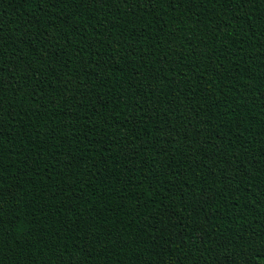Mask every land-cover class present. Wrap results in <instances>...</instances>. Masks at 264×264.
<instances>
[{"label": "trees", "instance_id": "trees-1", "mask_svg": "<svg viewBox=\"0 0 264 264\" xmlns=\"http://www.w3.org/2000/svg\"><path fill=\"white\" fill-rule=\"evenodd\" d=\"M0 264H261L264 0H0Z\"/></svg>", "mask_w": 264, "mask_h": 264}, {"label": "snow or ice", "instance_id": "snow-or-ice-1", "mask_svg": "<svg viewBox=\"0 0 264 264\" xmlns=\"http://www.w3.org/2000/svg\"><path fill=\"white\" fill-rule=\"evenodd\" d=\"M79 2H83V0H79ZM97 0H89V3H96ZM101 2H103V0H101ZM125 2H127V0H125ZM157 2H159V0H157ZM242 3H247L249 2V0H241ZM0 214H2V210H0ZM261 264H264V260H261Z\"/></svg>", "mask_w": 264, "mask_h": 264}]
</instances>
